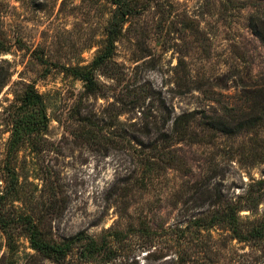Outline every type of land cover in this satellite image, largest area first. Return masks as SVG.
Wrapping results in <instances>:
<instances>
[{"label":"rangeland","instance_id":"obj_1","mask_svg":"<svg viewBox=\"0 0 264 264\" xmlns=\"http://www.w3.org/2000/svg\"><path fill=\"white\" fill-rule=\"evenodd\" d=\"M156 1L88 95L64 68L92 63L109 4L0 0V197L15 189L0 213L70 245L55 263L16 222L13 250L0 230V264H264V118L227 136L201 117L260 115L264 44L250 18L264 1ZM189 114L185 134H145Z\"/></svg>","mask_w":264,"mask_h":264},{"label":"trees","instance_id":"obj_2","mask_svg":"<svg viewBox=\"0 0 264 264\" xmlns=\"http://www.w3.org/2000/svg\"><path fill=\"white\" fill-rule=\"evenodd\" d=\"M109 6L112 8L109 19L103 31V44L92 61L91 64L87 66H74L69 68H64L65 72L71 77L79 80L84 88V91L88 95H93L97 91V84L94 78V73L98 69L106 70L108 67L115 66L112 63V58L116 50V43L123 37V34L126 31V25L137 16L141 15L142 12L148 10L150 5L153 4L157 6L156 0H105ZM264 1V0H257ZM250 27L254 35H256L264 44V13L257 11L250 18ZM17 44L24 43L18 41ZM9 43H0V54L6 53L9 51ZM257 98L255 97V104L263 106L262 109H259V114H242L237 117L233 116H208L205 113L201 114L202 124L208 130L214 132H219L227 136L238 135L244 131L250 130L256 127L260 121L264 118V89L259 90ZM30 95L33 99H39L38 94L30 89ZM29 95V94H28ZM31 97L27 101L32 99ZM193 114L183 115L174 120L171 129H168L166 132H162V127H158L155 122H151L145 127V134L148 136L154 132L160 134V137L163 140L169 139V135L172 133L176 134H185L187 125L192 122ZM11 193H5L0 199L11 198L13 191ZM211 198H216L214 202H220L217 194H214V197L211 195ZM233 209H229V217L227 221L231 224L234 222L233 215H231ZM57 210H55V213ZM23 223L25 227V232L28 235V241L31 250L38 253L40 256L50 259L55 263L62 262L68 252H69V242L57 243L54 241H49L45 235L38 229V227L30 221L28 216L20 217L18 219L5 218L4 215L0 213V230L6 236L7 248L9 251L13 250V245L11 243V232L10 229L13 228L15 223ZM23 227V228H24ZM248 236L256 238L259 235V229H253L247 233ZM10 238V239H9Z\"/></svg>","mask_w":264,"mask_h":264}]
</instances>
